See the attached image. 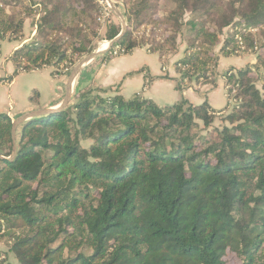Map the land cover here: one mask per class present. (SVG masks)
Instances as JSON below:
<instances>
[{"label":"trees","instance_id":"obj_1","mask_svg":"<svg viewBox=\"0 0 264 264\" xmlns=\"http://www.w3.org/2000/svg\"><path fill=\"white\" fill-rule=\"evenodd\" d=\"M122 1L128 28L104 60L146 47L164 61L185 43L179 91L215 88L221 56L240 54L239 36L255 63L222 75V110L78 88L64 110L18 127L13 160V119L0 113V258L228 264L231 255L264 264V0ZM102 8L99 0H0V42L23 40L27 19L36 30L0 82L45 67L69 74L121 33L111 17L100 21Z\"/></svg>","mask_w":264,"mask_h":264},{"label":"crops","instance_id":"obj_2","mask_svg":"<svg viewBox=\"0 0 264 264\" xmlns=\"http://www.w3.org/2000/svg\"><path fill=\"white\" fill-rule=\"evenodd\" d=\"M119 11L123 14L122 9H119ZM115 19L117 20L115 21L116 23L119 22L121 24V19L118 16ZM35 33L36 30L33 27L32 19H27L24 26V39L5 41L2 44L7 49L10 47L14 51L28 42ZM102 43L100 50H104L108 46V41H103ZM105 53L90 60L81 69L73 82L72 98L75 89L92 84L102 88H112L126 97H130L135 93H142L162 106L173 104L182 98H186L194 104H202L207 100L212 108L222 110L228 104L227 89L222 75L230 67L241 69L244 67L245 61L250 62L252 65L256 60L255 57L240 59L238 57L222 56L216 70L218 82L215 88L193 83L185 90L179 91L176 89L178 74L175 70V63L182 57V50L175 54V57L173 56L168 64L164 63L157 54L150 53L146 47L136 48L129 54L112 57L109 60H104ZM6 54L1 53L0 59L2 61H5L4 57ZM13 67L9 65L10 73L13 72ZM53 71V67L32 71L33 74H36L39 82L38 84L29 85L24 92V96H22L20 90L14 91L17 88V78L10 83H3L4 85L8 84V87H2L0 90L9 88V91L0 93V113H7L12 119H15L33 110L59 107L65 99L70 73L63 76H54L52 74ZM34 87L39 89L38 102L30 100L31 96H29V93ZM0 246L2 249L5 248L2 245ZM6 257L10 264H19L12 253H7Z\"/></svg>","mask_w":264,"mask_h":264},{"label":"rangeland","instance_id":"obj_3","mask_svg":"<svg viewBox=\"0 0 264 264\" xmlns=\"http://www.w3.org/2000/svg\"><path fill=\"white\" fill-rule=\"evenodd\" d=\"M114 1V4L116 5V7L118 8V10L119 9H122V11H124V5H123V1L122 0H113ZM116 1H118V2H116ZM124 13V12H123ZM116 18V15L114 14V13H112V15H111V18H112V20L113 21H117L115 18ZM118 24H119V22H118ZM121 25V24H120ZM102 33H104V31L102 32ZM103 41H105V40H102V41H99L98 42V44H97V47H96V49L94 50V51H96V50H98V49H100V47L102 46L101 44H103L102 42ZM3 42H5V41H1L0 42V55H1V53L3 52V54H6V56L4 57V60L5 61H2L1 59H0V78H6V77H8L11 73H10V71H9V65H11V67H13L14 66V64H13V62H12V60H10V56L14 53V51H12L11 49H10V47L7 49V47L5 46V45H3L2 43ZM3 45V46H2ZM180 49L182 50V51H184V49H185V43H182L181 44V46H180ZM219 50H220V46H218L217 47V52H219ZM12 51V52H11ZM175 57V55H171V56H169V57H167L166 59H164V61H165V63H169L170 62V59L172 58V57ZM222 57V56H221ZM231 57V56H230ZM232 57H238V58H240V59H243V58H246V57H249V58H253V57H255L254 56V54L253 53H246V54H237V55H235V56H232ZM81 61V60H80ZM4 62H5V66H4ZM10 62V64H8ZM7 64V65H6ZM248 65H251L250 64V62H248V61H245V63H244V67L243 68H245L246 66H248ZM163 66H164V64H163ZM42 70V69H41ZM13 71H14V67H13ZM13 73V72H12ZM17 78V84H16V87L17 88H15L14 89V91L16 92V91H18V90H20V92L22 93V96H24V92H25V90H26V88L29 86V85H34V84H38V82H39V79L36 77V74H33L32 73V71L31 72H25V73H20L19 75H18V77H16ZM4 82H0V84L2 85L0 88H2V87H8L7 85L8 84H3ZM10 83V82H9ZM197 85V84H196ZM199 85V84H198ZM201 86H203V85H201ZM258 86H259V88L264 92V83L262 82V81H260L259 82V84H258ZM76 90L77 89H75V91H74V93H73V96L75 95V93H76ZM9 91V88H3L2 90H0V93H7ZM35 91H39V89L37 88V87H34L31 91H30V93H29V96H34V93H35ZM25 94H27V93H25ZM31 97H30V100H31ZM32 101V100H31ZM33 102V101H32ZM11 108H12V106H11ZM229 110L227 109L226 111H224L223 113H221V114H218V118L216 119V121H215V123H216V125H220L222 122H221V120H222V117L228 112ZM83 144L85 145V146H88L89 144H90V142H87V141H85V142H83ZM227 260H228V264H235V262H236V259L233 257V256H231V255H229L228 257H227ZM9 262V261H8ZM10 263V262H9Z\"/></svg>","mask_w":264,"mask_h":264},{"label":"water","instance_id":"obj_4","mask_svg":"<svg viewBox=\"0 0 264 264\" xmlns=\"http://www.w3.org/2000/svg\"><path fill=\"white\" fill-rule=\"evenodd\" d=\"M105 1H106L107 5L110 7V9L112 10V12L121 19V27H122L121 33L116 38H114L113 40L108 41V46L106 49H104V50L98 49V50L92 52L91 54L87 55L86 57H84L81 61H79L76 64V66L70 72L65 99L59 107L53 108V109L49 108V109L33 110V111L27 112V113L13 119L12 133H13L14 147H13V154L8 159L13 160L17 156V153H18V147H17V129H18V127L21 124H23L24 122L29 121L31 119L49 116V115H52L54 113H57V112L64 110L72 100L73 82H74L75 78L79 75L81 69L90 60L96 58L97 56L103 54L104 52H107L110 48H112V46L114 44H116L118 42V40L127 31L128 22H127L125 16L118 10V8L114 4L113 0H105ZM4 158H5L4 156L0 155V159H4Z\"/></svg>","mask_w":264,"mask_h":264},{"label":"built area","instance_id":"obj_5","mask_svg":"<svg viewBox=\"0 0 264 264\" xmlns=\"http://www.w3.org/2000/svg\"><path fill=\"white\" fill-rule=\"evenodd\" d=\"M99 1H100V3H101L102 6H103L102 11H101L102 16H101V18H100V21H101L102 23H104V22L107 20V18L111 17V15H112L113 12H112V10L110 9V7L107 5V3H106L105 0H99ZM116 2H118V1H116ZM239 39H240V41H239V47H240V48H239V53H240V54H245V53H247L248 51H250L249 49H247V47H246V45H245V42H244V40L242 39V37L239 36ZM118 50H119V48H117V49L115 50V54H117ZM231 102H232V100H231ZM0 264H10V263H9L8 261H6L4 257H1V258H0Z\"/></svg>","mask_w":264,"mask_h":264}]
</instances>
